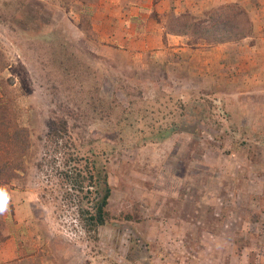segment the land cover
I'll use <instances>...</instances> for the list:
<instances>
[{"label":"rangeland","instance_id":"1","mask_svg":"<svg viewBox=\"0 0 264 264\" xmlns=\"http://www.w3.org/2000/svg\"><path fill=\"white\" fill-rule=\"evenodd\" d=\"M95 1L0 0V241L21 223L44 264H264V80L107 56Z\"/></svg>","mask_w":264,"mask_h":264},{"label":"crops","instance_id":"2","mask_svg":"<svg viewBox=\"0 0 264 264\" xmlns=\"http://www.w3.org/2000/svg\"><path fill=\"white\" fill-rule=\"evenodd\" d=\"M227 5L240 6L253 23L241 41H207L183 21L209 25L212 13ZM86 9L107 56L118 55L130 65H194L195 77L211 85L264 80V0H96ZM21 226L0 241V264H44L42 252L31 254Z\"/></svg>","mask_w":264,"mask_h":264},{"label":"trees","instance_id":"3","mask_svg":"<svg viewBox=\"0 0 264 264\" xmlns=\"http://www.w3.org/2000/svg\"><path fill=\"white\" fill-rule=\"evenodd\" d=\"M234 9V6L227 5L225 7H222L218 10H216L211 15L210 24H212L209 28H206V33L209 34L210 39H213L215 42H224L226 40H238L239 35H236L237 31L234 30V26L231 24L232 20L225 17L226 13H224V9ZM226 18L227 21H224L223 19ZM187 21V22H186ZM192 21L190 18H186L184 23H187L189 25V22ZM191 26V25H190ZM203 29L201 30V32ZM228 32L229 36H220V32ZM219 32V33H218ZM203 34V32H202ZM231 34H234V36H230ZM248 35V33H245L244 36ZM204 36V35H203ZM243 38V37H242ZM104 184L106 186V195L103 197V200L99 203L96 214L91 215L88 219L91 224H93L95 227H100L106 224L107 222V206L108 201L110 197V187L107 181H104Z\"/></svg>","mask_w":264,"mask_h":264}]
</instances>
